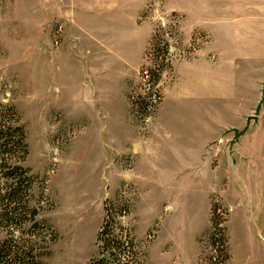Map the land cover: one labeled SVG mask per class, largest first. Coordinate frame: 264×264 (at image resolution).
<instances>
[{
    "label": "rangeland",
    "instance_id": "374dc122",
    "mask_svg": "<svg viewBox=\"0 0 264 264\" xmlns=\"http://www.w3.org/2000/svg\"><path fill=\"white\" fill-rule=\"evenodd\" d=\"M58 1L0 0V103L14 106L22 116L30 151L25 165L37 177L34 193L42 207L40 219L57 234L44 263L88 264L98 254L97 237L105 218V204L128 200L131 214L121 221L133 229L144 264H264L260 260L252 262L251 253L257 250V244L251 240L246 221L251 197L244 204L233 176L228 178L224 193L232 207L230 259L222 252L220 231L216 232L218 242L212 245V208H222L220 223L228 211L218 194L229 169L218 165V151L206 146L191 149L193 164L186 165L178 164L183 160L176 159L177 151L169 147L170 143L157 139L155 144L160 147L151 142L146 145L161 108L160 103L149 115L143 103L141 72L148 55L154 47L168 46L175 58L188 56L202 45L201 27L218 25L215 20L225 13L229 0H141L142 20L152 23L155 32L145 62L130 82L129 116L137 127L133 129L138 139L134 144L140 149L135 154L130 151L134 144L124 142L128 133L100 134L97 123L87 130L90 119L77 115L74 98L67 92L72 87L66 85L65 67L72 59L87 61L88 55L78 51L89 45L82 41L75 49L79 48L78 55L72 52L73 39L63 36L62 23L50 15L54 8L50 4ZM245 2L240 10L247 14L251 2ZM170 59L169 55V64ZM169 73L168 67L157 83L162 97L164 87L171 82ZM227 88L228 92L234 90ZM237 101L212 98V137L218 128L219 110L228 125L243 126L245 121L241 123L234 113L242 105ZM202 105L197 97L190 101L191 123L202 121ZM250 105L256 103L245 102L242 107L245 110ZM164 123L157 129L159 134L156 131L163 142L166 139L160 132ZM144 146L149 148L145 150ZM226 150L229 152L228 144ZM3 238L0 234V240ZM257 256L263 257L261 253Z\"/></svg>",
    "mask_w": 264,
    "mask_h": 264
},
{
    "label": "crops",
    "instance_id": "0c3cea01",
    "mask_svg": "<svg viewBox=\"0 0 264 264\" xmlns=\"http://www.w3.org/2000/svg\"><path fill=\"white\" fill-rule=\"evenodd\" d=\"M250 2L251 11L247 9L245 14V0L227 1L225 13L215 20L218 25L212 29L201 27V47L181 58L170 54L171 82L164 87L161 108L146 145L151 142L160 147L158 143L155 144L157 139L170 143L169 147L177 151L176 159L183 160L178 164L186 165L193 164L190 161L193 157L191 149L206 146L217 150L218 165L221 168L225 165L229 169L224 179L226 183L221 188L223 190L217 193L229 212V242L232 207L226 203L224 193L229 185L228 178L233 176L239 183L240 199L244 204L245 199L251 197L249 204L252 207L249 205L246 221L251 240L257 244V250L251 253L252 262L260 260L264 263V102L260 107V102L264 101V0ZM50 5L54 7L50 15L62 23L63 36L74 41L72 52L78 55L79 48L75 49L82 41L89 45V48L78 51L81 55H88L87 61L84 58L72 59L74 61L69 60L70 64L65 67L66 85L72 87L67 92L74 98L77 115L90 119L87 130L91 131L97 123L101 128L100 134L125 132L129 135L124 140L125 144L133 145L138 139L133 130L137 127L129 116L130 82L143 66L144 56L155 32L152 23L142 20L143 2L60 0ZM230 86L234 90L228 92L227 87ZM194 97L203 103L202 121L199 120L197 124L191 123L189 109ZM212 98L223 102L238 100L242 105L255 102L256 105L252 104L245 110L242 105L235 108L238 120L241 123L245 121L243 126L228 125L223 112L219 110L216 121L218 128L214 129L212 137ZM163 122L166 126L160 133H164L165 142L159 140L161 137H156V131ZM157 132L159 134V130ZM227 144L229 152L226 150ZM133 147L130 151L134 154L140 150L139 144ZM147 148L143 147L145 150ZM259 253L263 257L259 258Z\"/></svg>",
    "mask_w": 264,
    "mask_h": 264
},
{
    "label": "trees",
    "instance_id": "16d2710c",
    "mask_svg": "<svg viewBox=\"0 0 264 264\" xmlns=\"http://www.w3.org/2000/svg\"><path fill=\"white\" fill-rule=\"evenodd\" d=\"M151 54L154 64L159 65L151 70V81L162 102L157 83L166 69L171 68L168 46L154 47ZM146 99L143 103L147 112ZM134 104L139 107L137 101ZM29 154L21 114L14 106L0 103V234L4 235L0 240V264H45L51 245L57 241L55 230L40 219L42 207L34 193L37 177L25 165ZM131 209L128 200L105 204V218L97 237L98 254L88 264H144L133 229L121 221L131 214ZM220 211V206H213L212 245L218 242L216 232L220 231L222 252L229 260V212L220 223Z\"/></svg>",
    "mask_w": 264,
    "mask_h": 264
},
{
    "label": "built area",
    "instance_id": "2783aa9c",
    "mask_svg": "<svg viewBox=\"0 0 264 264\" xmlns=\"http://www.w3.org/2000/svg\"><path fill=\"white\" fill-rule=\"evenodd\" d=\"M159 65L154 64L152 54L148 55V62L141 72V79L143 81V90L145 97H147V114L151 115L156 111V108L161 103L159 95L151 81V70L157 69ZM144 97V98H145Z\"/></svg>",
    "mask_w": 264,
    "mask_h": 264
}]
</instances>
